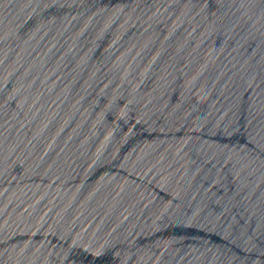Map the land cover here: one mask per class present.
Returning a JSON list of instances; mask_svg holds the SVG:
<instances>
[{
	"label": "water",
	"instance_id": "1",
	"mask_svg": "<svg viewBox=\"0 0 264 264\" xmlns=\"http://www.w3.org/2000/svg\"><path fill=\"white\" fill-rule=\"evenodd\" d=\"M0 264H264V0H0Z\"/></svg>",
	"mask_w": 264,
	"mask_h": 264
}]
</instances>
